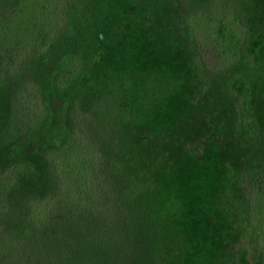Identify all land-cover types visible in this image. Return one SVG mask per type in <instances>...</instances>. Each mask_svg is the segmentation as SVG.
Returning <instances> with one entry per match:
<instances>
[{
	"label": "trees",
	"instance_id": "trees-1",
	"mask_svg": "<svg viewBox=\"0 0 264 264\" xmlns=\"http://www.w3.org/2000/svg\"><path fill=\"white\" fill-rule=\"evenodd\" d=\"M182 1L186 13L175 26L135 0H0V92L19 83L2 137L23 151L0 171V264H141L134 252L144 239L174 235L172 227L174 247L161 246L151 264H214L217 257L264 264V174L233 225L235 240L221 230L211 241L216 221L180 216L166 197L175 185L181 195L182 168L166 148L185 96H172L135 146L123 85L110 83L160 72L158 41L170 43L173 61L190 63L187 77L216 76L239 63L243 32L230 0ZM263 45L264 34L249 45L255 64ZM230 93L241 134L253 136L249 84L235 79ZM191 96L188 107L200 97Z\"/></svg>",
	"mask_w": 264,
	"mask_h": 264
},
{
	"label": "rangeland",
	"instance_id": "rangeland-1",
	"mask_svg": "<svg viewBox=\"0 0 264 264\" xmlns=\"http://www.w3.org/2000/svg\"><path fill=\"white\" fill-rule=\"evenodd\" d=\"M155 1L157 0H135L137 5L160 14L162 24L169 22L176 26L180 23L186 13L182 0H163L160 5ZM229 6L231 14L239 18L238 26L242 27L243 32L240 59L236 66L216 76L208 75L203 78L196 74L187 77L190 63L173 61L169 53L173 48L169 42L155 41L159 34V28H155L150 29V35L157 44L155 53L164 57V60H157L155 65L161 71L140 78L113 76L110 83L113 86L123 85L122 94L129 107L126 112L124 109L123 111L126 123L131 126L128 138L135 146H139V138L149 127L147 122L157 119L158 113L166 109L170 98L179 93L185 96V107L176 115L177 120L181 119L180 128L177 127L174 131L169 126L170 131L172 130L168 135L171 144L168 143L166 148L168 160L182 168L179 186L181 195L175 196V185L166 192V197L169 204L175 205L180 216L195 212L200 219L216 221L217 229L215 236L211 235V241H217L220 231L225 230L227 233L224 239L232 242L235 240L232 236L233 225L244 217L253 182L264 174V45L256 64L248 52L252 40L264 34V0H230ZM180 68L186 73L183 78L178 75ZM235 79L245 80L251 89L250 116L255 128V134L251 137L240 132L230 93V84ZM141 86L145 90H138ZM18 87L19 83L14 82L0 92V171L12 161L23 158V151L7 144L2 137L12 96ZM193 92L200 97L195 99L196 104L188 107L189 102L194 100L191 96ZM114 93L123 98L120 92ZM118 109L121 110L122 105ZM104 122H98V125H103ZM162 219L156 218L152 222L161 224ZM177 220L178 216L174 222ZM170 232L174 235L144 239L147 244L134 252L141 264H151L154 254L158 256L161 246L170 249L174 247L176 229L172 227ZM195 241H199V238L196 237ZM184 249L195 260L197 254L193 246L188 244ZM220 259L217 257L214 264H222Z\"/></svg>",
	"mask_w": 264,
	"mask_h": 264
}]
</instances>
